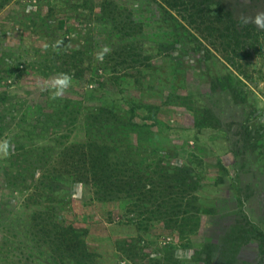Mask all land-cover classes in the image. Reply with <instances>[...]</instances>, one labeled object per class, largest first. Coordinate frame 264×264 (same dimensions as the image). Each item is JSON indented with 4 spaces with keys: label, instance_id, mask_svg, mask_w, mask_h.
<instances>
[{
    "label": "rangeland",
    "instance_id": "374dc122",
    "mask_svg": "<svg viewBox=\"0 0 264 264\" xmlns=\"http://www.w3.org/2000/svg\"><path fill=\"white\" fill-rule=\"evenodd\" d=\"M172 2L0 0V264H264V0Z\"/></svg>",
    "mask_w": 264,
    "mask_h": 264
},
{
    "label": "clouds",
    "instance_id": "9594fccd",
    "mask_svg": "<svg viewBox=\"0 0 264 264\" xmlns=\"http://www.w3.org/2000/svg\"><path fill=\"white\" fill-rule=\"evenodd\" d=\"M258 24H260L261 26H264V17H258L257 18V21H256ZM107 51V49H105ZM69 83V80H68V77H63L61 79H57L55 82H54V86L55 85H59V92H62L64 88L67 87ZM58 92V94H59ZM5 147H6V144H5Z\"/></svg>",
    "mask_w": 264,
    "mask_h": 264
},
{
    "label": "trees",
    "instance_id": "16d2710c",
    "mask_svg": "<svg viewBox=\"0 0 264 264\" xmlns=\"http://www.w3.org/2000/svg\"><path fill=\"white\" fill-rule=\"evenodd\" d=\"M173 2H172V4H170V6H172V7H174V6H177V5H190V3H194V2H202V1H204V0H172ZM206 1H210V0H206Z\"/></svg>",
    "mask_w": 264,
    "mask_h": 264
}]
</instances>
